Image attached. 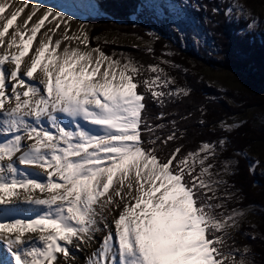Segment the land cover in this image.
Segmentation results:
<instances>
[{
    "label": "snow or ice",
    "instance_id": "6c2138e0",
    "mask_svg": "<svg viewBox=\"0 0 264 264\" xmlns=\"http://www.w3.org/2000/svg\"><path fill=\"white\" fill-rule=\"evenodd\" d=\"M189 8L201 11L190 0H142L136 15L184 35ZM100 13L97 0H0V245L10 253L0 264H78L74 253L86 249L85 264H255L235 241L248 209L228 207L240 200L226 179L236 161L217 170L227 135L184 151L185 133L163 111L190 95L161 65L179 66L155 57L151 42L157 62L147 66L89 47L87 20ZM224 15L246 13L230 4ZM217 126L230 134L240 125Z\"/></svg>",
    "mask_w": 264,
    "mask_h": 264
},
{
    "label": "trees",
    "instance_id": "16d2710c",
    "mask_svg": "<svg viewBox=\"0 0 264 264\" xmlns=\"http://www.w3.org/2000/svg\"><path fill=\"white\" fill-rule=\"evenodd\" d=\"M105 1L106 5L104 6V8L109 5L110 7H114V10H116L115 5H121V9L123 8L124 12L128 11L126 14H129V17L130 15H134V18L130 19L137 22L135 27L139 30L135 29L137 33H134L137 37H141L144 40L148 41L147 39L149 37L145 36L147 35L146 33L152 30L156 32L158 39L150 41L151 46L154 49L155 57H158L160 59H169L173 64L179 66L177 68L168 67L167 69L165 68V70L168 72L169 76L175 80L177 86L189 88L191 90L190 95L187 98H182L180 100H176L175 102L167 103L163 111H165L166 113L172 111L173 114H175L174 117L177 116L176 120L178 121L179 130L182 129V131L185 132V130L183 129L186 128L187 131H190L192 133H189L187 135L190 138L193 147H196L199 143L205 141L218 142V138L227 135V138L230 141V144L227 147V153L230 154V156H235L237 158L236 166L234 169L235 173H237L238 171H241L242 173L244 167L243 170L240 169V161L239 163L237 162L238 160H240L241 156H237L235 155V153L238 151L244 153L250 146H252L253 140L263 143L264 139L260 140V134L249 130L247 128L248 124H246L245 122L240 124V126L230 134H225L224 132H222V130L217 128V125L219 121H226L230 118L231 115H233L234 110L232 109V107L239 106L237 107V112L235 113H241V111L244 109L243 105L250 106V103L256 102V100L254 99L255 97L249 98L248 95L236 96V94L232 93L238 98L236 100L235 97H231L232 103L234 104H229L228 102H225V104L221 103L220 99L222 97L220 96L222 95L219 94L218 98L215 94H213L211 89L208 88V85L204 83L203 80L199 79L197 75L193 74L194 72L191 69V65H187L185 61L187 60L196 66H206L211 64L209 63L210 60L208 61V59H214L216 56L218 57V61H214L212 64L235 68L245 75L250 86H260L261 84H264V43L260 44L259 39L256 37L250 36V38H247V35L243 36L242 34H240V32L236 33L237 30H233L234 28L228 25L227 19L224 16V10L226 9V6L221 5V7L218 6V9H220L219 14L214 15L211 9L208 10V18L204 14L207 18V22H205V28L210 35L209 40L210 42H212V47L208 51L206 49H203L202 52L199 51V54L198 51H193L192 47L194 45V42L190 40L185 41L186 49H183L178 38V33L168 28L163 23L155 21L150 13L146 12L145 15L140 16L142 20L138 21L139 17H137L136 15V10L140 8L141 0H102V2ZM195 1H197V4L201 5L202 2L206 0H194V5L196 4ZM190 12H192L194 16L196 15L194 8L190 10ZM119 18L120 23L126 22L129 19L122 17ZM103 22H105V20H98L94 23L95 25H97L98 23ZM117 29L118 28H115V31H117ZM98 36H100V34ZM116 51L120 53L123 51V49L121 51L119 49H116ZM169 51L173 53L171 57L163 55V53ZM113 52L115 51L110 50L105 54L112 55ZM126 53L132 55L137 61L144 64L145 66L157 62L148 53L142 54V52H140V54H137L133 51H129ZM197 53L199 54L198 58L205 60H197L192 55H198ZM145 75H148V73H145ZM210 91L212 93H210ZM201 107H203L205 110V115L203 117H201ZM149 108L153 116L158 115L160 112V109L157 108L156 105L152 102L149 103ZM189 113H191V116L188 115ZM182 116H188V119L183 120L181 119ZM201 118L206 121V125H200L198 123ZM214 121H216V124L212 125ZM209 123H211V125ZM181 124L183 125V127H181ZM213 127L216 129V131L213 130ZM209 128H211L212 130H209ZM195 132H197V134H194ZM187 135H185V137ZM197 135H199L198 138ZM177 143L183 144L184 150L190 148L189 145H187L186 142L182 139L178 140ZM196 149L197 148H193L192 150ZM225 152H223L222 154L224 155ZM247 163L250 164V161H247ZM241 166H243V164ZM242 177L243 176H241L240 178L241 180ZM263 180L264 177H258L252 179L251 182V176L249 177L245 174L243 181H241L242 184L243 182H245V184H243L242 186L247 188L251 186L256 187L259 189V192L255 194V200H245L244 198H242V200H244L240 201L242 203H240L239 205H237L236 203L239 208L244 207L245 209L252 210L256 214L255 219H258L259 221L256 222L254 230L261 232V234H264V204H261L263 205L262 207L259 204L260 201L257 200V198H261L260 195L264 190ZM231 184L235 185V183L233 182ZM258 206H261V210L255 211L256 207ZM244 227H246V224H242L240 233L235 235V241L238 246L248 245L250 247V243H252V241L250 243L249 241H246L249 240L248 237H252L246 230H244ZM263 246L264 242L262 244L256 242L251 244V248H253L252 252L255 253L254 255H252L253 259L255 260V264H264V250H260V248H264Z\"/></svg>",
    "mask_w": 264,
    "mask_h": 264
},
{
    "label": "rangeland",
    "instance_id": "374dc122",
    "mask_svg": "<svg viewBox=\"0 0 264 264\" xmlns=\"http://www.w3.org/2000/svg\"><path fill=\"white\" fill-rule=\"evenodd\" d=\"M197 1H195L196 3ZM142 3V0L140 1ZM190 3L194 5V0H190ZM230 4H238L241 6L246 15L244 17H241L239 19L233 17L231 21L227 19L228 25L232 28L233 30H237L236 33L240 32L243 36L247 35V38L251 37H256L259 39L260 44L264 43V0H206L203 1L201 5H199L201 8V11L196 12V15L194 16L190 10L193 8H189V12L191 15V19L193 21L192 27L188 28L185 30L184 35H180L178 33V38L181 44V47L183 49H186V40H190L194 42L193 45V51L199 52L203 49H206L207 51L210 50L211 43L210 42V35L205 28V22H207L208 18V10L212 9L213 7L218 8L221 7V5L226 6L228 8ZM116 10H114V7H110L107 5L105 8L104 6H99L101 13L97 17H92L88 18L87 22L90 23L93 27L91 29V37L93 39L90 40L89 42V47H96L97 45L100 46V48L105 52L108 53L110 50H114L116 53H119L116 51V49H119L120 51L123 49L122 52H129L133 51L137 54H147L145 49L148 46V42H150V38L144 40L143 38L140 37V39H137V36L134 33H137L136 27H133L132 22L135 20H132L130 18H134V15L126 14L128 11L124 12L123 8L121 9V5H115ZM203 8V9H202ZM112 9V10H110ZM220 11L217 13L219 14ZM146 14V13H145ZM144 14V15H145ZM206 17H205V15ZM126 15V17H125ZM216 15V14H214ZM225 16V15H224ZM129 18L126 22L120 23V18ZM118 19V22H117ZM252 19H255L258 22L259 27L256 30L249 31L247 29V24L252 21ZM98 20H105L103 23H98L95 25V21ZM142 20L141 17L138 18V21ZM123 24V25H122ZM115 28H118L117 31H115ZM144 28V27H143ZM136 29V30H135ZM153 31V30H152ZM145 32V31H143ZM100 34V36H98ZM136 36V37H135ZM148 37L147 35H145ZM95 37H100L101 39L97 41ZM107 41V43L105 42ZM59 51V50H58ZM111 53V52H110ZM198 54V53H197ZM200 54V52H199ZM199 54H192L197 60H205L198 58ZM210 60V61H209ZM209 65L206 66H196L193 65V63L189 61H185V63L188 65H191V69L194 72V75H197L199 79L203 80L204 83L208 85V88L211 89L213 94H215L219 98V94L222 95L220 99L221 103L228 102L229 104H234L232 103L231 97H235L237 100L238 98L236 97L237 95H248L249 98H253L256 100L255 103H250V106H245L243 105L244 109L241 111V113H235L237 112V107L239 106H234L232 109L234 110L233 115L230 116L228 120H226L227 123H237V124H242L246 123L248 124L247 128L249 130H252L254 132H257L260 134V140L264 139V84H261L260 86H255L252 87L250 84L247 82V79L243 73H241L239 70H236L235 68H230L226 67L223 65H216L212 64L214 61H218V57L215 56L213 59H208ZM162 67H165L166 69L168 66L161 65ZM210 91V93H212ZM236 96H234V94ZM224 96V97H223ZM217 98V99H218ZM248 98V97H247ZM224 106V105H223ZM171 110V109H170ZM223 110V109H222ZM240 111V110H239ZM170 113H173L172 111H169ZM232 113V112H231ZM155 116V115H154ZM174 116H170L168 119H176V117L172 118ZM155 123H159L155 121ZM167 123V121H165ZM211 125V123H209ZM216 124V121L212 123V125ZM206 125V124H205ZM181 127L183 125L181 124ZM217 128H219L217 126ZM263 129V130H262ZM185 130V135L187 134H192L190 131H187L186 128ZM209 130H212L209 128ZM213 130L216 131V129L213 127ZM182 131V129L180 130ZM199 132V131H198ZM201 132V131H200ZM194 134H197L195 132ZM199 135H197V138ZM220 138H218L219 140ZM183 141L186 142L187 145H189V149H185L184 151L192 150L193 148H198L200 143L196 146L193 147L192 142L190 141V138L188 135L185 137V139H182ZM193 147V148H192ZM224 159H232L234 161L237 160L235 156H230V154L225 152V154H221V156L218 158L216 161L217 164V170H219L220 167V161ZM240 161V163H239ZM247 161H250V164L247 163ZM255 161H259V165L255 168L254 174L249 173V166L254 163ZM240 165V169L244 170L238 171L235 173L234 170V175L231 177H226V179L229 180L230 183H235V188L239 190V195H240V200L237 205H239L240 201L242 198L245 200H255V194L259 192V189L256 187H244L242 186L245 184V182H242L244 179V175H248L249 177L251 176V182L252 179L258 178V177H264V142H259V141H254L252 142V146H250L245 152L244 155L241 156L240 160L237 161ZM243 164V166H241ZM241 173V174H240ZM243 174V175H242ZM240 175V176H239ZM242 177V180L240 179ZM264 181V180H263ZM250 182V183H251ZM264 184V182H263ZM253 190H252V189ZM250 189V191H249ZM250 192V194H249ZM261 198H257V200L260 201V205L264 204V190L262 191V194L260 195ZM235 203V202H234ZM230 203L228 205L229 208L232 207H238L236 203ZM263 207V205H261ZM261 206L256 207L255 211H260ZM240 209H245L244 207H241ZM256 214L252 210H248L244 219V222L242 223L243 225L246 224V227H244V230L248 232V234L252 237H248L249 243L252 241V243H263L264 242V234H261V232L254 230L255 224L258 219H255ZM255 237V239H253ZM250 243V249L252 255L255 253L252 252L253 248H251ZM240 246V245H239ZM264 247V246H263ZM260 250H264V248H260Z\"/></svg>",
    "mask_w": 264,
    "mask_h": 264
},
{
    "label": "bare ground",
    "instance_id": "6f19581e",
    "mask_svg": "<svg viewBox=\"0 0 264 264\" xmlns=\"http://www.w3.org/2000/svg\"><path fill=\"white\" fill-rule=\"evenodd\" d=\"M108 1V0H107ZM42 2L43 3H45V4H48V3H56L57 2V0H42ZM97 3H98V5L99 6H105L106 4V1L105 2H102V0H97ZM25 11H27V9L25 10ZM14 23H19V19L16 21V22H14ZM46 24H47V21L45 22ZM159 29V28H158ZM12 29L10 28L9 29V31H11ZM44 29L42 28L41 29V32L43 31ZM163 30V29H162ZM161 33V32H160ZM39 37H40V33H38V35H37V40L39 39ZM6 39H7V36H6ZM55 39V37H53V40ZM35 41L33 42V45H32V47L29 49V51H28V55H30L31 54V52L34 50V47H35ZM59 50V49H58ZM57 50V51H58ZM28 58V56L26 55L25 56V59H27ZM22 67H23V64L21 65ZM35 75V74H34ZM19 166V165H18ZM19 167H24V166H19ZM26 170H28V171H40V170H38V169H26ZM43 178V177H42ZM37 195H39L40 193L39 192H37L36 193ZM39 207H42V206H39ZM36 235H38V233H31V232H26V233H24V236L25 237H27V236H36ZM97 239H99V237L97 238ZM93 249H86V250H84V251H78V252H75L74 253V255H75V257H76V260H77V262H78V264H85V260H86V256L87 255H89L90 253H91V251H92ZM0 257H2L3 259L6 257V255H5V253L2 251V249H0ZM5 261V260H4ZM8 261V260H7Z\"/></svg>",
    "mask_w": 264,
    "mask_h": 264
}]
</instances>
